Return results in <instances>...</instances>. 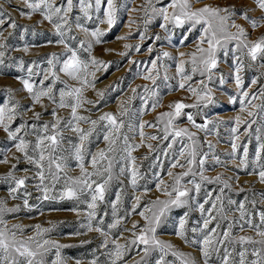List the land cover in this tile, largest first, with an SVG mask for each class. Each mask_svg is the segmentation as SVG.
I'll list each match as a JSON object with an SVG mask.
<instances>
[{"label":"rangeland","instance_id":"1","mask_svg":"<svg viewBox=\"0 0 264 264\" xmlns=\"http://www.w3.org/2000/svg\"><path fill=\"white\" fill-rule=\"evenodd\" d=\"M61 0H57L60 3ZM76 8L70 14L71 33L74 40H67L69 45L76 48L79 56L83 60H89V53L84 51L80 45V41H84V47L88 43L92 44L91 56L98 60L104 61L108 67L105 70L103 66L90 68L95 72V77L89 76L90 80H94V87H88L83 92V97L87 100L96 102L99 98L98 91H103L105 96L99 100V103L84 104L78 109V114L97 119L104 112H112L117 114L120 111V104L127 101L125 107L127 112L120 116L123 121V126L120 129V135L117 143L113 145V151L106 152L112 160V179L109 181L107 190L104 193L103 201L97 202L96 220L94 224L103 221L102 227L105 231H109L108 225L113 223L117 217L123 218L120 220L117 228L111 229L109 237V249L112 248L111 239L115 238L118 243H128L135 239L133 232L139 235L141 228L146 224V221L139 215L141 211H145L147 207H152L151 202L154 200H168L165 188L167 191H172L175 186V177L188 170L187 153L184 157L180 156V150L188 145L191 147V141L187 136L176 137L173 139V133L176 129L187 128L189 132L195 133L197 140V156L196 162L191 165L195 175L190 173L188 176L181 177L180 187L193 189V185L188 183L194 180L197 183H202L201 192L197 195L192 191V195H197V200L203 203L207 198V193L211 192V199H215L217 195L222 196L223 204L226 209V214L231 220L235 217L239 220V212L236 210L241 201L245 202L246 209L253 213L252 219L256 224L260 223L258 213L264 211V183L259 180L258 172L261 170L260 165L264 164V152L261 154V159L258 163H254L256 149L260 143H264V55L258 54L256 61H252L247 55L242 57L244 66L239 73L242 79V87L237 88L235 82V67L233 64V54L231 48L235 47V43L228 45V54L225 55L224 50H218L217 68L214 70L213 80L208 82L205 76H201L199 72L192 73L191 53L196 51L197 45L200 43L202 35V26L196 25L190 29L189 24L183 26H175L168 24L166 29L160 27L164 23L160 17L149 19L151 14V6L146 5V0H115L116 13L115 23L109 28L108 24L100 23L97 19V14L93 12V18L86 20L83 18L79 10L78 0H74ZM170 0H160L157 3L153 0V4L159 8L167 6ZM193 9L202 8L205 5L209 7H228L235 6L236 9H254L248 11V15L252 18H259L261 11L256 8L254 0H190ZM107 7L106 0H103L102 8ZM0 9L6 13H10L16 21L17 27L11 28L6 23L0 27L3 36H0V43L5 45L0 48L5 55L2 58L4 63L0 65V103H3L8 97L5 89L14 90V99L18 100L22 105L20 111L24 119L29 123L32 111L41 112L42 117L38 123L52 121V110L56 105L43 98L40 105L33 106L31 99L23 89L21 79L28 78V68L32 67L34 75L31 79L37 87L43 79L45 70L49 68L48 59L52 54L64 56L65 49L61 44L56 43L58 37L52 25L43 19L39 13H34L30 17L21 16L20 11H28L20 0H0ZM171 11V9H169ZM81 17L80 23L83 24L88 32L76 27V18ZM100 19H105L103 11L99 13ZM235 22L241 24L249 33L250 40H256L264 35V21H261L260 26L253 29L247 21L233 17ZM99 28L104 35L101 37V43L97 44L91 36V31ZM229 31H236L230 28ZM143 33V39L141 34ZM157 36L159 39H157ZM119 37H126L119 39ZM129 45L130 47H125ZM139 45V50H137ZM201 47L207 48V43L201 44ZM27 49V51H25ZM151 49V51H150ZM169 53L164 56L163 53ZM121 53H126L121 55ZM184 53L185 55H181ZM199 55V53H197ZM239 55V53H237ZM157 61L156 68H152V61ZM187 61L184 65L186 72L191 75V80L186 81V87L181 89L179 84L184 82L177 75L176 68L180 61ZM23 61V66H21ZM148 69H152V75L156 77L155 83L151 80L144 79L148 74ZM57 72L60 80L66 81L69 86L78 87V83L69 79L64 73L59 72V65L53 69ZM223 76L224 83L221 84L220 76ZM167 77V79H165ZM257 82L252 83L253 80ZM208 84L211 89L213 101L205 104L203 100H197L188 88H198L203 90L200 81ZM51 83V78L45 81V85ZM171 85V88L169 87ZM65 85L57 83L54 86V92L57 101L59 100V90ZM145 86L157 93L155 97L150 93H145ZM137 90L134 99L132 89ZM243 92H248V97L245 98L244 111H241L240 97ZM141 97L148 100V103H143ZM255 97V98H253ZM158 100V105L152 108V101ZM251 101V103H248ZM176 102L185 105H196V107H186L182 109V114L174 118L173 127L168 130V138L165 136V125L167 118L157 122V116L162 112L174 111L168 107L169 104ZM31 109V111H25ZM59 116L65 119L70 118V109L56 108ZM252 115L249 116L248 113ZM191 113L196 124H204L205 120L209 121L207 128L204 130L193 127L192 123L187 119V114ZM239 116L242 123H236V117ZM143 122H148L155 125L149 127L147 124L143 129L139 125ZM21 123L20 118L13 122V127ZM107 122H101L96 126V131L93 132L88 141L85 142L88 153L85 155V168L88 171H93L91 165L92 155L100 150H107L108 142L104 140V134L107 131ZM251 125V127H249ZM80 127L87 129L90 127L87 123H81ZM237 128L236 133H232L231 129ZM260 129V140H257V129ZM247 129V132H246ZM145 133L141 138L140 131ZM64 140L61 149L57 155L65 157L64 164L68 176H78L80 169L78 162L74 156L72 145L79 144L80 141L77 135L70 130H64ZM124 136L128 137V143L139 145L131 155L134 157V162L127 159V153L124 151ZM150 136L158 137L156 140L149 139ZM241 145L237 149V155L233 158L232 143ZM29 140H34L33 135L27 137ZM214 146L210 150L208 143ZM172 147L169 148L168 145ZM248 145V164L246 167L239 166V158L243 156L242 145ZM148 145H152L150 149ZM207 153L205 164L203 166V175L214 178L221 177L222 182L207 183L201 182V169L199 160ZM213 155L218 156L220 163L213 159ZM19 156V163L13 158ZM7 157L9 163H0V176L6 175L11 169L13 163H17V168L12 170L16 177H28L25 188L19 190V199L13 200L9 194V187L15 185L0 180V198H4L8 202V206L19 205L20 210L16 213H10L5 216V220L9 227L13 224H20L24 229V237L35 235V225H40L42 228H51V231L43 234L44 239L54 240L61 245L68 247L62 248V256L66 259V264H76L79 260L81 264H89V262L97 258L99 264H109L107 256L104 254L106 250L100 245L104 237L96 231H88L83 225L87 222V203L91 200V195L87 191L80 193L78 198H63L61 195L66 188L64 173H60L59 182L54 183L51 178L45 180L44 184L48 187L49 199H44V193L37 188L40 183L36 177L37 169L29 164L20 153H17L14 147V142L7 138V134L0 129V160ZM179 161L184 167H175L172 165ZM101 168L100 176L91 177L97 183H103V180L108 178V174L103 171L108 167V160L100 162L98 166ZM125 168L121 173L120 169ZM135 168L138 171L137 183L135 187L131 183V169ZM28 169V171H25ZM53 170H55L53 166ZM48 166L45 162V173L47 174ZM172 172V176H169ZM161 181L163 183L161 184ZM227 182L229 187H224ZM160 184V188L157 185ZM94 187V186H93ZM223 188V192H221ZM243 190V191H241ZM25 193H29L27 195ZM117 193L120 194V200L117 203V217H114L112 212V203L116 201ZM139 197V206L133 211V204L136 203L135 198ZM175 193H173V198ZM27 198L31 208H25L24 199ZM247 198V199H246ZM235 201L236 204H229L228 201ZM252 201H255L253 205ZM191 203V202H190ZM220 202H217L219 206ZM159 207V206H158ZM158 207H154L153 211H158ZM211 204H205V208H210ZM76 209V211H73ZM185 212H189L186 224L185 235L189 241L194 239H202L199 231L193 232V228H202L203 219L198 210L197 204L191 203V207H170L165 211L164 216L156 228V238L169 242L181 252L189 254L194 258L197 264H203V257L199 251V244L185 243L184 240L176 236V230L179 227V219ZM151 212H146V215L151 216ZM215 215V213H212ZM208 213L205 212L204 216ZM133 223L137 227L132 228ZM240 223H243L241 221ZM215 227V222L209 226ZM228 227V221L221 222V232ZM233 235L252 236L255 240L260 237L247 224L244 230L241 231L239 224L233 228ZM259 247V245H254ZM253 245H248L249 251ZM143 244L137 242L136 245H130L126 250L124 264H134L139 261L143 253ZM161 253L153 250L146 258L149 264H155L156 259ZM55 258L54 251L50 252L46 259L49 264ZM167 260L175 258L169 253ZM249 259L253 257L249 256ZM178 264V262H177ZM210 264H218L216 255L213 253Z\"/></svg>","mask_w":264,"mask_h":264},{"label":"snow or ice","instance_id":"2","mask_svg":"<svg viewBox=\"0 0 264 264\" xmlns=\"http://www.w3.org/2000/svg\"><path fill=\"white\" fill-rule=\"evenodd\" d=\"M20 2L28 9V11H20L21 16L30 17L34 13H39L44 20L48 21L53 29L55 34L58 37L56 43L64 46L66 58H62L56 54L48 59L49 68L45 70L43 79L39 82V87L35 85L31 79L34 75H39V73H34L32 67L28 68V78L21 79L23 84V89L26 91L31 99V104L33 106L40 105L45 107L42 103L43 98H47L53 104L56 105V108L59 109H70V118L65 119L58 115L56 108L52 110V121H46L38 123L41 120L42 113L32 111V116L30 119L33 121L29 123L27 119L23 118L21 114L22 105L18 100L14 99V90L5 89L7 93V99L0 103V129L7 134V138L10 141L14 142V147L17 153H20L23 158L31 165H33L36 171V177L39 179L40 183L37 185V188L44 193L43 198L49 199L48 196V187L44 184L45 180L49 177L51 180L56 183L60 180V173H64V178L66 182V188L61 195V199L67 197L78 198L80 193L87 191L91 195V200L85 201L87 203V208L90 211H87V222L83 225L88 231H96L104 237L101 248H104L106 252L104 253L107 256L109 264H124V257L126 255V250L130 245L143 244V253L139 261H135L134 264H149L146 259L153 250H157L161 253L158 259H156L155 264H197L196 260L192 258L189 254L179 251L169 242L161 241L156 238V228L161 221V217L164 216L165 211L170 207H191V203L197 204L198 210L201 213L203 219L202 228H193L192 231L195 233L199 231L202 235V239H194L192 241L188 240V237L185 235L187 218L189 212H185L183 216L179 219V227L176 230V236L184 240L185 243L199 244V251L203 257V264H210L213 253L216 255V261L218 264H264V211L258 213L260 223L256 224L253 222L252 216L253 213L249 212L246 209L244 201H241L237 207L239 212V220L233 217L231 220L226 214V209L223 204V198L220 195H217L215 199H211L212 193H207V198L203 203L198 202L197 195L201 192L202 183H197L194 180H190L188 183L193 185V189L187 187L181 188V177L188 176L190 173L195 175L191 165L196 162L197 156V140L195 138V133H191L187 128L176 129L173 133V139L176 137L187 136L191 141V147L185 145L180 150V156L184 157L187 153V164L189 168L187 171L177 175L175 177V186L172 191H167L165 188V195L169 197L168 200H154L151 202L152 207H147L145 211H141L139 215L146 221V224L141 228L139 235L135 236V239L129 241L128 243H118L115 238L111 239L112 248L109 249V237L111 229L117 228L120 220L123 218L117 217V203L120 200V194L117 193L116 201H113V216L117 219L108 225L109 231H105L102 227L103 221L94 224L93 221L96 220V209L97 202L103 201L104 193L107 190L109 181L112 179V160L106 154V152L113 151V145L117 143V139L120 135V129L123 126V121L119 119L120 116H123L127 112L125 104L127 101L120 104V111L117 114L112 112H104L97 119H90L89 117L79 115L78 109H80L84 104H94L99 103L100 99H103L105 93L103 91H98L97 96L98 100L96 102L87 100L83 97V92L88 87H94L95 81L90 80L89 76L95 77V72L91 71L90 68L99 69L100 66H103L105 70L108 65L101 60H98L95 57L91 56L92 44L88 43L87 47H84V41H80V45L84 51L89 53L90 59L83 60L80 58L79 53L76 48H73L69 45L67 40H74L75 37L70 35L71 33V21L70 14L76 8V3L74 0H61L60 3H57V0H20ZM157 3H160V0H156ZM103 0H78L79 10L83 15V18L86 20H91L93 18V12L97 14V19L100 23H107L109 28H111L115 23V13H116V4L115 0H106L107 7L102 8ZM256 8H258L262 14H264V0H254ZM146 5L151 6V14L149 19L154 17H160L163 19L164 23L160 24V27L163 29L167 28L168 24H173L175 26H183L184 24H189L190 29L195 28L196 25L202 26V35L200 43L196 47V51L191 53V64H192V73H197L201 76H205L208 82L213 80L214 70L217 68L218 59L217 52L218 50H224L225 55L228 54V45L235 43V47L231 48L234 60L233 64L235 67L236 75L235 82L237 88L242 87V79L239 73L243 70L244 62L242 57L247 55L251 58L252 61H256L258 54L264 55V35L260 36L256 40H250L249 33L241 25L235 22L233 17L239 16V18L248 22V24L253 28L260 26L261 21H264V15H261L259 18H252L248 15V11L254 9L244 10L236 9L235 6L228 7H209L205 5L202 8L193 9L190 0H170L167 6H161L157 8L153 4V0H146ZM171 9V11H169ZM103 11V16L105 19H100L99 13ZM81 17L76 18V27L82 29L85 32H88V29L81 24ZM8 24L11 28H16V21L12 18L10 13H6L0 9V27L5 24ZM230 28H234L236 31H229ZM91 36L97 44L101 43V37L104 33L96 28L91 31ZM0 36H3V32L0 31ZM126 37H119V39H125ZM143 39V33L141 34ZM157 39L159 37L157 36ZM207 43V48L201 47V44ZM5 45L0 43V48H4ZM125 47H130L125 45ZM139 50V45L136 46ZM27 51V49H25ZM151 51V49H150ZM199 53V55H197ZM239 53V55H237ZM126 53H121L125 55ZM5 55L4 51H0V65H3V57ZM164 56H168L169 53H163ZM181 55H185L181 53ZM188 63L187 61H180L177 65L176 72L177 75L181 77V82L179 88L183 89L186 87V81L191 80V75H189L184 65ZM59 65V72L64 73L69 79L74 80L78 83V87L69 86L66 81L60 80L55 69ZM157 61H152V68L155 69ZM21 66H23V61H21ZM148 74L144 76V79L151 80L153 83L156 81V77L152 75V69H148ZM51 78V83L45 85V81ZM167 79V77H165ZM223 84L224 78L221 75L220 81ZM257 81L254 79L252 81L255 84ZM57 83H62L65 86L59 90V100L57 101L54 86ZM200 84L203 86V90L198 88H191L189 85V90L196 95L197 100L205 101V104L212 103L213 96L211 89L208 88V84L203 80L200 81ZM171 88V85H169ZM133 97L137 90L132 89ZM145 93H150L151 96L155 97L157 93L150 90L145 86ZM248 92H243V95L240 97L241 102V111H244L245 98L248 97ZM262 95H264V90H262ZM255 98V97H253ZM143 103L147 104L148 100L144 97H141ZM158 100L152 101V108L157 107ZM251 103V101H248ZM170 109L174 111L162 112L157 116V122L167 118V123L165 125V136L164 139L168 138V130L173 127V120L176 117H179L182 114V109L186 107H196V105H185L180 102L174 104H169ZM25 111H31V109H25ZM249 116L252 115L251 112L248 113ZM20 118L21 123L18 126L13 127V122ZM187 119L192 123L193 127L204 130L207 128L209 121L205 120L204 124H196L191 113L187 114ZM236 123L239 125L242 123L239 116L236 118ZM107 122V131L104 134V140L108 142L107 150H100L96 154L92 155L91 165L93 171H88L85 168V155L88 153L85 142L89 140L94 131H96V126L101 122ZM81 123H87L90 125L87 129L80 127ZM149 127H155V125L148 122H143L139 125L140 129H143L145 125ZM251 127V125H249ZM70 130L75 133L80 141L79 144L72 145L74 149V156L78 162L80 169V174L78 176H68L66 171V166L64 164L65 157L62 155H57V152L61 149L62 142L64 140V130ZM232 133L237 132V128L231 129ZM247 132V129H246ZM257 140H260V129L256 130ZM35 137L34 140H29L27 137L29 135ZM140 136L143 138L145 133L141 130ZM158 137L150 136L149 139L156 140ZM124 151L127 153V159L134 162V157H132V151L139 145H133L128 143V137L124 136ZM235 139L232 143V152L231 156L233 158L237 155L238 145L235 143ZM151 149L152 145H148ZM169 148L172 147L171 144L168 145ZM208 147L210 150L214 149V146L209 142ZM243 147V156L239 158V166L246 167L248 164V145H242ZM264 152V143H260L259 147L256 149V156L254 163H258L261 159V154ZM207 153L199 160V166L201 169L200 179L201 182L214 183L222 182L220 176L214 178L207 177L203 175V166L205 164V159ZM17 163H19L20 157H13ZM213 159L220 163L218 156L213 155ZM108 160V167L104 168L103 171L108 174V178L103 180V183H97L95 180H92L93 176L101 175V168L98 167L101 161ZM45 162H47L48 171L45 173ZM0 163L7 164L9 163L7 157L0 160ZM17 163L11 165L9 172L0 176V180H4L14 184V187H9L8 194L15 200L19 199V190L25 188L26 181L28 177H16L13 174L14 169L17 168ZM53 166L55 170H53ZM175 167H184L183 164L179 163L177 160L176 163L172 165ZM260 171L258 172L259 180L261 183H264V164L260 165ZM28 171V169H25ZM121 173L125 171V168L120 169ZM131 183L135 187L137 183L138 171L135 168L131 170ZM169 176H172V172L168 173ZM163 181H161V184ZM224 187H229L227 182H223ZM94 186V187H93ZM160 184L157 185V188H160ZM221 188V192H223ZM194 191L197 195H192ZM243 191V190H241ZM173 193L175 197L173 198ZM26 196L30 195L25 193ZM261 196L264 197V193H261ZM139 197H136V203L133 204V211L139 206ZM247 199V198H246ZM191 202V203H190ZM219 203V206L217 204ZM25 208H31L29 205L28 199L25 198L24 201ZM229 204H236L235 201L229 200ZM253 205L255 201H252ZM205 204H211L210 208H205ZM159 206V207H158ZM154 207H158V211H153ZM20 210L19 205H14L12 207L8 206V202L4 198H0V264H49L46 257L50 252L54 251L55 258L50 261V264H66V259L62 256L61 249L68 247L67 245H61L54 240L44 239L43 234L51 231V228H42L40 225H35V235L24 237V229L20 224H13L11 227L8 226L5 216L10 213H16ZM76 211V209H73ZM146 212H151V216L146 215ZM207 212L208 215L204 216V213ZM212 213H215L213 215ZM228 221V227L223 229L222 234L221 222ZM243 221V223H240ZM215 222V227H209L210 224ZM239 224L241 231L244 230L245 224L249 228L253 229L257 236L260 237L259 240H255L252 236L233 235V228ZM137 227L136 223H133L132 228ZM248 245H253L251 251H249ZM254 245H259L255 247ZM171 254L174 257V260H167L166 257L168 254ZM249 256L253 259H249ZM76 264H81L79 260L76 261ZM89 264H99V259H92Z\"/></svg>","mask_w":264,"mask_h":264}]
</instances>
